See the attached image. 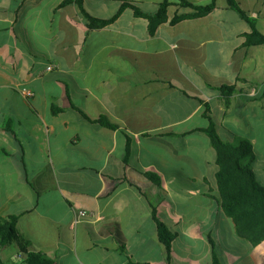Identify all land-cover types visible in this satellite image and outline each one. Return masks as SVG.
I'll return each mask as SVG.
<instances>
[{"label":"crops","instance_id":"1","mask_svg":"<svg viewBox=\"0 0 264 264\" xmlns=\"http://www.w3.org/2000/svg\"><path fill=\"white\" fill-rule=\"evenodd\" d=\"M64 1L0 0V219L18 217L29 252L54 264H212V242L223 264H264V242L240 239L222 210L202 132L209 104L223 139L252 143L264 185V45H249L252 25L228 0L174 25L196 11L169 0L151 32L123 4L155 15L166 0H86L97 18L119 15L91 29ZM236 1L264 34V0ZM226 86L237 88L229 102L216 90ZM77 210L88 214L76 224ZM154 210L177 234L170 258ZM0 258L27 260L16 243Z\"/></svg>","mask_w":264,"mask_h":264},{"label":"trees","instance_id":"2","mask_svg":"<svg viewBox=\"0 0 264 264\" xmlns=\"http://www.w3.org/2000/svg\"><path fill=\"white\" fill-rule=\"evenodd\" d=\"M85 1L86 0H65L60 8L76 3L83 15L88 19L91 29L108 26L118 19L119 15L108 20L95 17L85 9ZM179 1L182 7L192 8L196 13L187 16H176L172 21L174 25L186 19L200 18L208 15L216 8L217 2V0H213L212 4L209 6L198 7L187 0ZM228 4L232 10L240 14L242 19L252 25L254 32L249 40V45H264V34L256 29L253 22L239 7L237 1L228 0ZM170 5V1L166 0L159 6L155 15H147L139 6L132 2L125 1L122 11L126 8H132L137 16L147 18L150 21L151 32H155L158 26L168 21V8ZM216 90L221 93L226 102H229L231 96L236 93L237 88L226 86ZM54 112H62V110L54 106ZM81 113L87 121H91L83 111H81ZM205 117L210 121V126L202 130V132L210 138L212 147L216 151V163L219 168L217 173L218 200L222 210L226 216L233 220L237 236L254 247L258 246L264 242V185L257 180L256 174L252 169V163L258 159V154L252 143L247 139L238 138L236 143L232 144L222 138L211 116V107L209 104H207ZM97 123L109 129H119L118 126L104 118L98 120ZM147 177L154 184H161V179L158 176L148 174ZM153 217L158 226L160 241L165 245L170 258L173 253V243L177 234L158 217L155 210L153 212ZM17 222L18 217L16 216L9 217L8 221L0 219V245L4 248L16 243L21 253L27 256L25 264H54V262L45 255L29 252L30 243L17 232ZM212 246V264H223L213 242ZM0 264H3L1 258Z\"/></svg>","mask_w":264,"mask_h":264},{"label":"built area","instance_id":"3","mask_svg":"<svg viewBox=\"0 0 264 264\" xmlns=\"http://www.w3.org/2000/svg\"><path fill=\"white\" fill-rule=\"evenodd\" d=\"M53 67H49L48 70L51 71ZM33 94L32 93H27L28 97H31ZM88 213L84 210H77L75 211V223H80V220L82 217L86 216ZM3 250V247L0 245V251Z\"/></svg>","mask_w":264,"mask_h":264},{"label":"rangeland","instance_id":"4","mask_svg":"<svg viewBox=\"0 0 264 264\" xmlns=\"http://www.w3.org/2000/svg\"><path fill=\"white\" fill-rule=\"evenodd\" d=\"M63 0H48V5L51 6H56L57 4H59L60 2H62ZM264 166V165H263ZM10 251V250H9Z\"/></svg>","mask_w":264,"mask_h":264}]
</instances>
